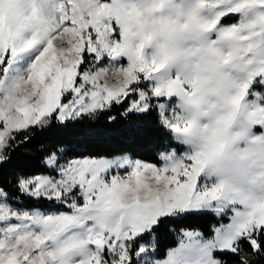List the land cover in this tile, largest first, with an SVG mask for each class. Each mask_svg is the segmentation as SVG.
Wrapping results in <instances>:
<instances>
[{
    "label": "snow or ice",
    "instance_id": "1",
    "mask_svg": "<svg viewBox=\"0 0 264 264\" xmlns=\"http://www.w3.org/2000/svg\"><path fill=\"white\" fill-rule=\"evenodd\" d=\"M153 115L160 165L38 146L46 173L6 174L54 126L138 118L147 135ZM207 215L210 236L181 229L160 255L165 230ZM261 257L264 0H0V264Z\"/></svg>",
    "mask_w": 264,
    "mask_h": 264
},
{
    "label": "trees",
    "instance_id": "2",
    "mask_svg": "<svg viewBox=\"0 0 264 264\" xmlns=\"http://www.w3.org/2000/svg\"><path fill=\"white\" fill-rule=\"evenodd\" d=\"M115 114V113H114ZM151 126V131L147 135H135L129 128L131 123H139L138 118L132 121L118 119L115 125H108L104 117L99 121H85L83 124L69 125L67 128L54 126L51 130L36 134V139L26 154H17L13 164L6 170L7 175H13L17 171L23 170L28 174L47 172L39 161L41 152L38 146H58L65 149L67 158H77L84 156H110L112 154L127 153L135 159L161 164L157 157L164 143L169 139L167 133L156 123V117L146 118ZM171 147L179 149L175 142ZM45 204L47 202H44ZM37 202L29 200V207ZM43 207V205H40ZM227 223V219H224ZM219 220L214 215L192 216L183 222L174 224L173 231L165 230L159 238L160 255L164 256L166 250L175 248L179 245L176 238L181 229L199 230L205 236L211 235V227L218 226ZM256 264H264V257L257 258Z\"/></svg>",
    "mask_w": 264,
    "mask_h": 264
},
{
    "label": "clouds",
    "instance_id": "3",
    "mask_svg": "<svg viewBox=\"0 0 264 264\" xmlns=\"http://www.w3.org/2000/svg\"><path fill=\"white\" fill-rule=\"evenodd\" d=\"M241 147H243V144L240 145ZM226 179L230 180L231 182L237 184L239 187H241L242 189L248 190L251 186L244 184L238 177H227ZM253 191H259L258 188L252 189Z\"/></svg>",
    "mask_w": 264,
    "mask_h": 264
},
{
    "label": "rangeland",
    "instance_id": "4",
    "mask_svg": "<svg viewBox=\"0 0 264 264\" xmlns=\"http://www.w3.org/2000/svg\"><path fill=\"white\" fill-rule=\"evenodd\" d=\"M227 23H233V22H235V18H233V19H231V20H228V21H226ZM181 150V146H179V149L177 150L178 152ZM133 158V157H132ZM61 162H63V161H61ZM46 202V201H45ZM179 246V245H178ZM177 246V247H178Z\"/></svg>",
    "mask_w": 264,
    "mask_h": 264
}]
</instances>
